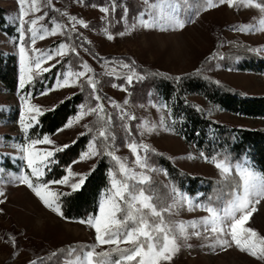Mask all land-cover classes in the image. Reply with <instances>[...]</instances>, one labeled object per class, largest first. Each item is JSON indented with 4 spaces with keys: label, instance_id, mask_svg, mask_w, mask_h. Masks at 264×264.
I'll return each mask as SVG.
<instances>
[{
    "label": "rangeland",
    "instance_id": "374dc122",
    "mask_svg": "<svg viewBox=\"0 0 264 264\" xmlns=\"http://www.w3.org/2000/svg\"><path fill=\"white\" fill-rule=\"evenodd\" d=\"M214 2L218 4L219 0ZM171 3L175 10L179 11L180 18L186 21L182 29L165 25L148 28L141 26L140 13L148 9L144 0H52L51 7L47 6L48 0H38L40 10L29 12L25 20L43 17L35 26L39 34H43L45 29L51 32L57 24L62 28L56 35H47L44 39L37 36L36 43L33 44L31 33L27 32V28L31 26L29 24L24 25V40L19 38L18 0H0L2 18L5 21V26H0V53L5 58L0 65V192L4 193V196L0 197L4 201L0 203V264H30L31 261H36V264H64L71 248L79 250L84 245L95 243L94 230L86 223L79 222L88 218L68 219L64 215H57L45 207L27 186L14 179L27 170L19 148L31 139H42L47 135L38 132V118L41 114L32 122V127L27 132L22 130L20 117L25 108L22 97L26 98L29 104L40 107L43 114L65 98L82 93L83 100L77 111L53 134L48 135L53 144L36 145V148L51 150L62 148L64 145L69 147L81 136H85L84 144L67 160L61 158L62 154L66 155L67 148L56 151L53 157L56 163L49 165L50 171L45 169L43 180L62 179L67 175L69 166L74 173L86 177L95 166L100 155L83 161L80 156L89 150V142L96 135L95 131L89 132L83 125L98 127L94 124L96 117L85 116L78 123L74 122L71 127L64 126L76 117L82 104L94 106L97 101L91 99V89L83 79L77 81L74 86L56 87L65 74L83 71L82 65L85 63L92 69L88 75L98 81V94L102 98L100 102L105 112L112 117L110 131L115 136L113 144L116 154L126 158L129 166L135 168L132 163L135 157L126 144L133 140L147 144L151 151L141 155L146 156L147 163L155 169L148 175L151 176L152 182L159 181L166 191V195L160 196L157 203H172L173 189L193 202L191 207L187 204L177 207L175 213L168 215L167 219L172 222H199L208 215L206 211L195 207L196 204H205L199 201L198 193L189 194L177 188L170 181L158 158L164 156L176 168L190 175L214 181H226L229 177L223 178L220 171L210 162V158L177 133L170 106L157 95L149 74L163 72L179 76L205 67L211 77L246 95H264L263 70L232 67L230 63H234L235 59L220 58L231 50V43L248 46L251 51L264 56V31L260 30L259 24V21L264 19V14L256 8L242 5H219L205 11L206 0L197 10L193 0H171ZM29 4L30 0L24 7L28 9ZM101 8H108L109 12L104 13L100 11ZM71 16L83 20L88 27L77 24L73 28L69 21ZM143 19L151 21V16L145 15ZM245 26L254 27L255 30L241 31ZM108 35L113 38L108 39ZM61 43L67 44L69 49L75 48V51L66 50L63 56L55 55ZM21 46L28 50L29 56L33 55V49L52 54L53 58L42 64V68H50V71L57 66L49 84L44 82L41 88L35 85L43 82L41 77L50 72L47 71L39 75L34 74L31 82L20 88ZM8 56L15 58V69L12 71ZM133 70L136 77L129 83L127 77ZM45 91L47 94L41 95ZM187 98L200 105L205 114L216 121L250 129L264 127L263 116L229 111L196 92L188 93ZM122 112L134 119H121ZM125 125L131 135L125 130ZM143 126H149L153 130L145 132ZM100 143L97 141L98 147ZM63 165L65 170H61ZM110 170L106 190L110 188ZM27 171L30 173V170ZM78 178L79 176L76 177ZM50 187L60 193L72 191L66 185L52 184ZM106 190L101 194L99 202ZM150 191L155 193L156 189L151 188ZM98 211L99 206L96 214ZM246 226L264 236V201L257 205V211ZM188 231L191 233L193 230L189 228ZM200 231L202 235L199 237L189 235L186 241H179L180 251L173 257L171 264H262L234 246L223 251H213L208 247L211 241L205 239L207 234L203 232L202 226ZM10 237L15 239V245ZM108 247L102 246L96 251H104ZM54 253L56 255H53ZM115 256L114 254L113 259L118 258Z\"/></svg>",
    "mask_w": 264,
    "mask_h": 264
},
{
    "label": "snow or ice",
    "instance_id": "6c2138e0",
    "mask_svg": "<svg viewBox=\"0 0 264 264\" xmlns=\"http://www.w3.org/2000/svg\"><path fill=\"white\" fill-rule=\"evenodd\" d=\"M18 3L20 5L18 18L21 41L25 38V24L31 25L27 28V32L31 33L33 44L36 43L37 36L39 39H44L45 36L56 35L61 30L62 26L57 24L51 32L45 29L43 34H39L35 26L38 20L43 19V17L25 20L29 12L35 13L40 10L38 0H30L28 9L24 7L28 0H18ZM144 3L148 5V9L140 13L139 22L141 26L148 28L165 25L180 29L185 26L186 21L180 18L179 11L175 10L171 0H153L151 3L149 0H144ZM219 5H227L228 7L242 5L248 8H256L264 14V0H219L218 4L214 0H206L204 10L207 11ZM47 6H52V0H48ZM100 11L108 13L109 9L101 8ZM145 15L151 16V21L143 19ZM69 21L73 24V28L77 24L85 28L88 27L83 20L77 19L75 16L69 17ZM259 24L261 25L260 30L264 31V19H261ZM240 30L254 31L255 28L245 26ZM107 38L111 40L113 37L108 35ZM66 50L74 52L75 48L69 49L67 44L61 43L55 55L63 56ZM32 51L33 55L29 56L28 50L24 46L19 49L20 88H24L26 83L31 82L34 74L39 75L41 72L50 71V68H42V64L51 60L52 54L40 52L38 49ZM124 67H129V65H124ZM82 68L83 71L65 74L63 80L58 81L56 87L74 86L77 81L83 79L91 89V99L97 103L94 106L82 104L76 117L64 127H71L74 122L78 123L85 116L94 115L96 117L94 124L98 127L93 128L88 124L83 126L89 132L95 131L96 135L89 142V150L81 154L80 160L83 161L101 154L107 155L114 162V170H110V188L106 190L99 202L98 214L89 216L87 220L79 221L82 224L86 223L94 230L95 243L84 245L79 250L71 248L64 264H171L173 257L180 251L179 241L181 239L186 241L189 235L201 236V226L203 232L207 234L205 239L211 241L208 247L213 251L218 249L223 251L234 246L264 264V236L246 226L253 213L257 211V205L264 201V172L257 171L247 161L233 165L227 158L217 159L213 157L210 162L220 171L223 178L227 179L231 176L233 170L239 177V181L231 193V198L221 207H213L211 204H196L195 207H199L208 213L199 222L170 221L167 216L174 214L177 207L184 204L191 207L193 202L186 195L173 189L172 203H157L158 198L151 193L149 188L145 187L151 183V176L148 173L155 171L147 163L146 156L141 155V153L151 151L147 144L137 143L134 140L126 144V147L135 157L132 162L135 168L129 166L126 158H121L116 154L114 144L109 143V141L115 140V136L110 131L112 117L105 112L104 106L100 102L102 98L98 94V81L88 75L92 69L86 63L82 65ZM134 77H136V73L133 70L132 74L127 77L128 82L131 83ZM46 94V91L41 93V95ZM21 99L25 108L21 112L20 125L22 130L27 132L32 127V122L36 121L37 116L42 114V110L36 105L29 104L26 98L22 97ZM115 107L119 108L120 106L115 105ZM125 117L134 119V117L122 112L121 119ZM124 127L131 135L127 125ZM143 127L145 132L153 130L149 126ZM62 130L60 129V131ZM83 134L81 133V135ZM97 141L101 142L99 147ZM52 144L53 141L49 136L44 135L42 139H31L30 142L22 145L19 150L23 153L22 159L30 173L27 170L22 171L14 179L19 184L27 186L45 207L63 217L59 199L61 195H69L70 193L54 191L50 185H66L74 192L84 184L85 176L74 173L69 166L67 175L62 179L43 180L45 169L50 171L49 165L56 163L53 159L55 152L63 151L64 148L68 147V145H64L62 148L57 147L51 150L36 148V145ZM101 148L103 152H101ZM76 162L78 161H73V163ZM77 176H79L78 179H76ZM3 196L4 193L0 192V197ZM3 202V199H0V203ZM189 228L193 230L191 233L188 231ZM10 239L15 245V239L12 237ZM106 245L109 246L106 250L96 251L97 248ZM114 254L118 258L113 259ZM30 264H36V261H31Z\"/></svg>",
    "mask_w": 264,
    "mask_h": 264
},
{
    "label": "trees",
    "instance_id": "16d2710c",
    "mask_svg": "<svg viewBox=\"0 0 264 264\" xmlns=\"http://www.w3.org/2000/svg\"><path fill=\"white\" fill-rule=\"evenodd\" d=\"M193 1L196 10L204 2V0ZM0 26L2 28L5 26L1 8ZM220 58L223 60L235 59L234 63H230L232 67L264 71V56L251 51L245 45L231 43V50L225 52ZM3 60L5 58L0 53V65ZM7 60H9L11 71L14 70L15 58L8 56ZM225 64L229 65L228 62ZM56 68L57 66H54L50 72L42 75L43 82L35 83L36 87L41 88L40 86L44 82L49 84L55 75L53 72ZM203 68L205 67L179 76H171L163 72L149 74L157 95L166 100L170 106L177 133L186 142L196 146L207 158H227L233 165L247 161L252 167L264 172V127L250 129L216 121L208 117L200 105L188 99L187 94L196 92L229 111L263 117L264 95H246L211 77L207 68ZM156 76L159 77L155 78ZM82 100V93L79 92L65 98L54 108L45 111L38 118V132L47 135L53 134L65 120L77 111ZM84 140L85 136H81L74 144L65 149L67 153L66 155L62 154L61 158L67 160L68 157L75 154L78 148L84 144ZM109 143L113 144V141H109ZM101 152H103L102 148ZM158 162L177 188L183 189L189 194L198 193L199 201L211 204L213 207H221L224 202L230 199L231 193L239 181L235 170L228 180L214 181L181 171L164 156H160ZM110 169L114 170V162L107 155L101 154L93 169L87 173L81 188L74 192H63L70 193L61 195L59 199L63 215L66 218L86 219L96 215L100 196L108 185ZM61 170H65L64 165ZM145 187L150 190L151 188L156 189L153 194L157 198L163 194L166 195L163 185L157 180L151 181Z\"/></svg>",
    "mask_w": 264,
    "mask_h": 264
}]
</instances>
